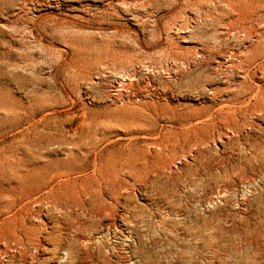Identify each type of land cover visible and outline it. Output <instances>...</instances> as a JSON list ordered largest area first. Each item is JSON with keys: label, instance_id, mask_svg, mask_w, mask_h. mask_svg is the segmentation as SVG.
Here are the masks:
<instances>
[{"label": "rangeland", "instance_id": "rangeland-1", "mask_svg": "<svg viewBox=\"0 0 264 264\" xmlns=\"http://www.w3.org/2000/svg\"><path fill=\"white\" fill-rule=\"evenodd\" d=\"M263 146L264 0H0V264H264Z\"/></svg>", "mask_w": 264, "mask_h": 264}, {"label": "bare ground", "instance_id": "bare-ground-1", "mask_svg": "<svg viewBox=\"0 0 264 264\" xmlns=\"http://www.w3.org/2000/svg\"><path fill=\"white\" fill-rule=\"evenodd\" d=\"M258 157H264V146L263 152H260ZM31 201L32 198L24 197L19 203L13 202L7 205V207L2 208L3 210L0 212V244L2 243V245L4 244L6 247L16 245V247L20 246L26 248L35 243L36 240L40 241V238L35 239L33 236L35 227L31 222ZM3 212L6 216L5 218L2 217L3 214L1 213ZM51 235L52 234H50V237H53ZM73 245L74 244H68L67 249L63 247L62 251H67L69 254L70 251L74 249ZM2 251L3 250L0 252Z\"/></svg>", "mask_w": 264, "mask_h": 264}]
</instances>
